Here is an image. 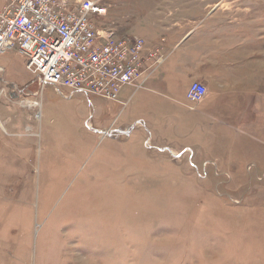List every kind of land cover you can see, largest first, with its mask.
Here are the masks:
<instances>
[{
  "label": "rangeland",
  "instance_id": "1",
  "mask_svg": "<svg viewBox=\"0 0 264 264\" xmlns=\"http://www.w3.org/2000/svg\"><path fill=\"white\" fill-rule=\"evenodd\" d=\"M100 1L109 11L97 24L119 36L162 33L166 45L169 31L200 29L175 54L195 46L209 59L216 29L223 66L205 63L214 83L202 81L196 103L207 100L205 122L230 125L155 138L152 107L197 115L164 97V83L128 86L122 103L65 98L41 89L17 50L0 54V264H264V0Z\"/></svg>",
  "mask_w": 264,
  "mask_h": 264
},
{
  "label": "built area",
  "instance_id": "2",
  "mask_svg": "<svg viewBox=\"0 0 264 264\" xmlns=\"http://www.w3.org/2000/svg\"><path fill=\"white\" fill-rule=\"evenodd\" d=\"M108 11L100 0H3L0 54H22L41 89L52 84L65 98L79 93L120 101L125 87L143 88L167 55L162 45L148 50L143 37L119 36L97 24ZM207 92L196 80L187 97L200 102ZM3 95L6 88L0 89Z\"/></svg>",
  "mask_w": 264,
  "mask_h": 264
},
{
  "label": "crops",
  "instance_id": "3",
  "mask_svg": "<svg viewBox=\"0 0 264 264\" xmlns=\"http://www.w3.org/2000/svg\"><path fill=\"white\" fill-rule=\"evenodd\" d=\"M3 4V0H0V5ZM198 30H189V31H183V32H178L177 31H169L171 33L167 34V35H171L173 36L172 39H168V44L164 45V43H160V45L164 46L163 48H165L166 52H171L170 57L167 59V61L165 60L161 66H159L157 68V70H155V74L153 73L151 76L154 81H157L158 83H164V88L166 89L167 95L165 94L164 97H168L169 99L172 100L173 103L175 104H182V106H185L186 108H188L189 110H191L194 113H197V115H195L196 117L199 116L198 118L193 117L191 114L190 116H185V117H173L171 116V110L170 111H162V114H164V117L161 118L160 115H157V107H152L153 110V116L149 118H147L144 121V124L146 126V128L148 129L149 133L154 136L155 138H158V133L163 134V132H167L169 130H174V131H181L184 129H192L193 128V124L195 122H197V127L201 128V122L203 123H215V124H221V125H230L228 123V121L224 120L223 118L217 119L216 117H213L212 113H210V116H212V119H209L207 122H205L207 119L205 116H207L205 114V116L203 115L202 111L205 109V105L204 103H206L207 100H205L203 102V104L200 103H196L191 101L188 97H187V90L189 89L190 85L192 82L198 80V81H206L208 80V76L207 73L205 72L204 69V65L205 63H208L209 69L210 71H212L213 73H217L218 68L223 66L222 61L218 59V52L219 50L222 49L223 43H224V39L219 40V32L214 29L211 28L209 29V59L204 58L203 59V54L204 51L203 49H197L195 48V46H193L192 48H185L184 50L180 51V53L175 54L174 51L178 48H180L182 45L186 46L187 41L192 40V36L197 34ZM161 31H163L161 29ZM142 34L147 35V33L142 30L141 32ZM161 37L159 39L155 40H146V47L147 49H152L155 46H159L158 43L160 41V39L162 38V33ZM150 35V34H149ZM140 36V35H139ZM180 36V37H178ZM201 36H203L202 32L198 33V36H196L193 40H198ZM142 37V36H141ZM171 40H173L175 42L174 45L171 46ZM201 40V39H199ZM195 42V41H194ZM25 61V65H26V59L24 58ZM1 66V65H0ZM4 67V66H3ZM5 68V67H4ZM6 70V68H5ZM211 72V74H212ZM151 79V78H150ZM209 85L212 86V83H214V81L211 80V78H209ZM168 85V86H167ZM180 85H184L186 86V91L184 92H180L178 93L176 90H179V86ZM167 86V87H166ZM189 86V87H188ZM126 88V87H125ZM124 88V89H125ZM210 88V87H209ZM123 89V90H124ZM123 92V93H122ZM121 92L120 97L122 98V94L123 95H128V91L125 89L124 91ZM219 94L218 96H214L213 97V91L211 92V94L209 95V109H214V107L216 106V102H214V100H216L217 98H219ZM255 97L258 98V96L256 95ZM6 98V97H5ZM120 98V103L124 102L122 99ZM225 98V97H224ZM223 99V98H222ZM213 101V103H212ZM218 108V106H217ZM225 108L220 109L219 111L222 112V110H224ZM213 111V110H212ZM166 112L169 113V115L166 114ZM226 114L224 115H229L230 113H228V109H226ZM148 116V113H147ZM179 116V115H178ZM205 117V118H203ZM136 122V121H135ZM128 126V124H127ZM153 129V130H152ZM157 140V139H156Z\"/></svg>",
  "mask_w": 264,
  "mask_h": 264
},
{
  "label": "bare ground",
  "instance_id": "4",
  "mask_svg": "<svg viewBox=\"0 0 264 264\" xmlns=\"http://www.w3.org/2000/svg\"><path fill=\"white\" fill-rule=\"evenodd\" d=\"M35 103V102H34ZM33 102L31 103H28L29 104V106H34L35 104H34Z\"/></svg>",
  "mask_w": 264,
  "mask_h": 264
}]
</instances>
